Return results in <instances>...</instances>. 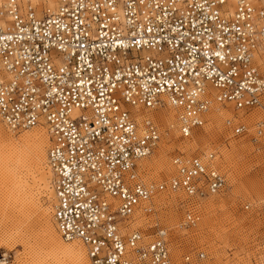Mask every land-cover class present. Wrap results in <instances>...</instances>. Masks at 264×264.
<instances>
[{"label":"built area","instance_id":"obj_1","mask_svg":"<svg viewBox=\"0 0 264 264\" xmlns=\"http://www.w3.org/2000/svg\"><path fill=\"white\" fill-rule=\"evenodd\" d=\"M228 5L57 0L38 13L6 0L0 7V119L14 131L47 123L53 222L64 241L85 247L90 264H175L163 231L148 240L127 221L155 193L181 191V226H194L198 200L226 186L216 152L178 153L168 180L142 182L139 163L161 130L152 118L137 123L126 106L171 102L187 138L211 107L210 83L219 100L264 115V68L254 56L264 44V10L250 0ZM256 129L261 135L264 118ZM246 130L238 122L232 135ZM203 257L187 252L181 264ZM9 258L0 253V264Z\"/></svg>","mask_w":264,"mask_h":264},{"label":"rangeland","instance_id":"obj_2","mask_svg":"<svg viewBox=\"0 0 264 264\" xmlns=\"http://www.w3.org/2000/svg\"><path fill=\"white\" fill-rule=\"evenodd\" d=\"M30 1L39 9L45 5H54L53 3L50 6L49 0ZM250 1L255 6L264 8V0ZM226 105L228 106L223 108L231 110V116L221 115L215 123L210 122L207 115L204 124L198 127L205 131L211 130L205 143H194V136L185 141L186 138L176 129V111L173 108H142L145 113H150L149 116L151 112L160 111L174 114H171L173 117L169 121L151 116L161 130L159 143L166 145L162 153L165 163L154 162L156 151L161 145L158 143L152 154L139 163L138 170L144 182L168 180L175 173L172 157L178 153L189 157L216 152L218 156L215 163L226 176L224 190L198 200L196 206L200 216L194 226L180 227L184 218L182 203L187 197L181 191H163L156 194L152 201L154 212L143 214L145 219L141 227L146 228L149 233L157 226L165 227L169 231L170 254L176 262L187 252L202 251L206 257L201 264H264V134L255 135L254 120H243L247 130L233 136L224 125L225 118L233 117L236 113L239 118L249 119L254 116L250 112H256L257 109L243 110L250 114L244 115L240 111L239 115L232 111V104ZM44 128L40 125L29 131L10 132L0 121V253L7 252L10 255L7 264L53 262L49 253V237L45 230V220L48 218L57 231L52 219L53 192L47 164L44 167V171H47V185L44 187L39 184V175L30 162L33 154L31 143L25 147L26 155L30 152L29 158L17 160L7 149L8 142H21L28 134ZM44 149L46 155L48 142ZM136 221L138 224L143 222Z\"/></svg>","mask_w":264,"mask_h":264},{"label":"bare ground","instance_id":"obj_3","mask_svg":"<svg viewBox=\"0 0 264 264\" xmlns=\"http://www.w3.org/2000/svg\"><path fill=\"white\" fill-rule=\"evenodd\" d=\"M5 2H6V0L0 1V7H2L5 4ZM18 2L24 8L27 5H29V4L32 5L34 7V9L38 13L42 12V10H44V9L53 10V9H55V7L57 5V0H55V1L54 0H49L50 6H52L53 3H54V5L52 7H49V6H46L45 5V6L41 7V9H39L35 5V3L32 2V1H30V0H18ZM227 2L229 3V5H228L229 8H233V2H234V0H227ZM250 2L252 3V1H250ZM257 8H261L262 10H264V8H262V7H257ZM0 21H2V20H0ZM255 50H256V53H254V56L258 58V63H260L261 66L264 68V54H263L264 44H259L256 47ZM205 85H206V89H207V94H208V96H209V98L211 100L210 101L211 107L209 108V110L207 111V113L204 116L203 124H204V122L206 120L205 118L207 117V115H209L208 116V120H211L210 122H215V123H217L216 121H218L217 119L221 115L222 116H226V115H228V116L230 115L231 116L233 114L232 112H230L231 110H228L227 108L226 109L223 108V107H227L228 106L226 104H232V106H233V109L231 108L232 111L238 112L239 115L241 114L240 111L244 112L243 110H240V109L235 108L234 104L231 103V102L219 100L218 97H219L220 93L218 94V90L216 91L215 87L212 84L205 83ZM166 103L167 104L159 105L156 108H148V107L138 106V105L137 106L136 105H131V106L128 105V106H126V108L131 112V114L134 117V119L136 120V122L137 123H141L147 117L151 119L152 118L151 116H153L155 118H158L159 120H165V121L171 120V118L173 117V116H171V114L174 115L171 112L170 113L169 112H165V111H160V112H157V113L151 112V116H149L150 113H145L142 110V108L152 110V109H160V108H164L166 106H169V107L173 108L176 111V116H175L176 117V119H175L176 120V125L175 126H176V129L179 131V129H178V122H177V116L179 114V110L178 109H175L173 106H171L170 105L171 102L168 103L167 100H166ZM256 109H257L256 112H254V111L250 112L254 116H252L249 119H245V118H242V117L239 118L236 113H234V115H233L234 118L233 117L225 118V120H224L225 127L229 128L230 129V132L232 133L233 126H235L238 122H243V120L244 121L246 120V121L250 122V121H253L254 120V127H255L254 128V131H255V135H257L258 134L257 133V130L258 129H256V128H257L258 124H260L261 121L263 120L264 115H263L262 112H260V110L258 108H256ZM256 109H252V110H256ZM249 111H251V110H249ZM250 113H245L244 112L243 114L246 115V114H250ZM0 121L5 126V128L8 131H10V132L29 131V130H32V129L36 128L37 126H40V125H43L45 127L44 130L46 132L43 129L36 130V131L28 134L24 138H22L21 139V142H17V143L12 142V141L8 142V146L9 147L7 148V146H5V148H7L9 150V152H11L17 158V160H20V159H25V157L26 158H29L30 157L29 156L30 155V152L27 153L29 155H26L25 147L27 146L28 143L29 144L31 143V145L33 146V148H31V149H33V150H31V152L33 154L31 153L32 154L31 155L32 159H31L30 162L33 163L34 168H35L36 172L39 175V182H40L39 184L40 185H44V187H46L45 185H47V183L45 184V180H46V177H45L46 174H45V172H47V171H44V167L47 164L48 172L51 174V177H50L51 178L50 187H51V190L53 192L52 184H51V182H52V173H51V170L49 168L48 158H47L48 149H49V146H50V143H51V140H50V130H49L48 125L45 122V120L42 119L36 126L30 128V129L20 130V131H14L13 129L8 128L1 119H0ZM210 124L211 123H209V126H211ZM210 132H211V130L210 131H205V129H200V128L198 129V127H196V128H194L192 130L190 136H191V138H192V136H194V138H193L194 139V143H198V142H204L205 143V141H207L206 140L207 139L206 138L207 137V134H209ZM261 133L262 134L259 135V136H263L264 129H262V132ZM188 139H190V138L187 137L185 139V141L188 140ZM47 142H48V149H47V152H46V155H45V149H44V147L47 144ZM159 144H161V143H159ZM190 144H192V143H190ZM202 145H203V143H202ZM186 146L189 148L188 145H186ZM165 147H166V145L162 143L160 145V147L157 149V151H156V157H155V161H154L155 163L161 164V162L163 161L162 153L166 149ZM29 149L27 148V150H29ZM208 154L209 153H207V154H205L203 156H206ZM217 156H218V154H217ZM216 157H215V161H216ZM143 159H145V158H143ZM162 163H165V162L163 161ZM215 166H217V165L215 164ZM139 178H141V175H139ZM141 180H142V182H144L142 178H141ZM144 183L145 184H157L158 182H149V183L144 182ZM23 185L25 187V184H23ZM159 193H161V192H159ZM156 194H158V193H155L154 195H152V198L150 199L149 202H145V203H143L142 206H140L139 208H137L134 211V213L131 215L130 219L127 222L129 223V226L130 227L137 228L143 234V236L145 238H147L148 240H151L154 236H158L160 234V232L163 231L165 233L163 235L165 236V238L168 241L170 234H169V231L165 227L157 226V227H155V230H153L151 233H149L146 228H142L141 227L143 225V223H144L143 220L145 219V215H143V214H151V213L154 212V203L152 201H153V198L156 196ZM212 195H214V194H212ZM110 200L112 201V198ZM53 202H54V193H53V196H52V205H53ZM52 205H51V208H52ZM147 209H150V211H145ZM45 216H46V214H45ZM46 219L47 220H45V227H46L45 230H46V232L48 234V237H49V244H48L49 245V248H50L49 253H50V255H52V258H53V259L51 258L53 260V262L51 264H90L89 259H88V256H87V253H85L86 252L85 247L81 243H79V242H68V244L67 243H64L66 241H64L60 237V235H58L59 234V233H57L58 231H55L54 227L49 223L48 218H46ZM135 220H139V221H143V222H140L138 224L137 221L135 222ZM198 220H199V218H198ZM151 227L152 226H150V228ZM180 227L183 228V226H181V224H180ZM83 248L85 249V251H84ZM199 252L203 254L204 257H203L202 261H204L205 260V257H206L205 253L202 252V251H199ZM182 256H181V260H182ZM181 260L179 262H176V261H174V262H175V264H181ZM201 262H200V264H201Z\"/></svg>","mask_w":264,"mask_h":264}]
</instances>
